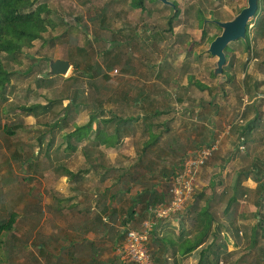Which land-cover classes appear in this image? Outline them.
Wrapping results in <instances>:
<instances>
[{
    "label": "rangeland",
    "instance_id": "obj_1",
    "mask_svg": "<svg viewBox=\"0 0 264 264\" xmlns=\"http://www.w3.org/2000/svg\"><path fill=\"white\" fill-rule=\"evenodd\" d=\"M40 1L51 10L54 27L50 26L33 48L25 50L20 64L7 63L14 74L7 91L0 92V216L8 219L12 212L17 215L13 232L7 234L0 249L3 264H66L70 248L66 224L71 214L76 215L68 205L75 192L61 176L69 168L81 172L91 164L90 173H118L113 169L129 167L140 149L141 134L126 137L119 146L109 148H92L96 144L84 140L75 143L77 150L71 152L66 134L85 125L92 108L71 111L67 120L62 119L68 100L60 99L73 95L77 88L85 90L82 99L91 105L102 100L107 107L128 115L147 109L164 110L156 120L169 122V131L157 146L162 156L170 155L164 141L172 137L184 147L179 160L189 158L201 147L214 145L216 150L198 174L194 197L201 192L203 200L211 196L217 220L233 224L229 233L233 237L234 224L238 225L239 236L248 240L247 234L258 223L257 211L264 216L258 182L242 177L238 201L231 212L234 218H228L224 209L235 195L238 173L250 169L255 157L264 161V129L256 133L255 142L238 150L239 135L233 128L252 102L264 97V37L256 35L251 24L254 48L247 50L240 39L230 43L224 68L233 75L231 80L224 71L216 74L218 57L209 51L211 38L223 32L214 21L234 19L248 0H170L179 9L173 26L169 25L172 7L160 0H145V9L134 7L131 0ZM259 13L260 8L254 18ZM115 58L119 63L108 72V78L98 82L101 91L88 84L82 73H77L78 80L67 79L74 75L73 63L84 69L87 63L98 61L106 66ZM52 59L70 60L72 70L68 76L50 82V88L39 89L36 79L50 72ZM140 95L145 99L136 104ZM54 99L58 102L51 111L39 117L29 116L22 109ZM255 108L264 118V100H258ZM58 121L60 125L55 128L47 125ZM98 122L94 120V128ZM87 147L93 151L89 159L84 155ZM170 156L166 160L150 157L162 167L165 161L175 159ZM31 159H35L34 164H30ZM109 166L114 168L107 172ZM97 179L88 182L90 189L100 185ZM83 195L86 201L80 202L90 208L94 190L87 189ZM245 245L237 248L231 244L237 253L230 264L247 252ZM254 252L246 254V263L242 264H249Z\"/></svg>",
    "mask_w": 264,
    "mask_h": 264
},
{
    "label": "trees",
    "instance_id": "obj_2",
    "mask_svg": "<svg viewBox=\"0 0 264 264\" xmlns=\"http://www.w3.org/2000/svg\"><path fill=\"white\" fill-rule=\"evenodd\" d=\"M131 4L136 8L145 9V0H131ZM174 11L169 25L173 26V20L179 14V9L177 4L170 5ZM260 8V13L258 18H254L247 25V32L245 39H240L246 44V49L251 50L254 48L252 46L251 37V24H254L255 33L258 36L264 37V1L259 0L258 9ZM258 12V11H257ZM51 10L48 5L40 0H0V92L5 93L12 82V76L14 71L7 66V63L20 64L22 58L25 54L26 49H31L35 46V42L44 39V34L49 31L50 26L53 25L52 18L50 17ZM202 20V18H201ZM206 19H203V22ZM205 34V33H204ZM219 36L216 35L211 38V42ZM115 41V39H113ZM231 44H229L225 53L228 58L229 52L231 51ZM116 63H119L118 58L111 61L108 65L104 66L98 61L96 63H87L84 69L81 68L80 64L73 63L74 65V75L67 79L78 80L77 73H82L83 77L86 78L88 84L92 87H96L101 91V81L102 77L108 78L109 71L112 70ZM226 64V63H225ZM224 74L227 75L228 79L231 80L233 75L223 68ZM59 77H64L62 75L53 76L46 73L41 79L37 80V88L48 89L50 82L55 81ZM193 83V82H192ZM85 94V90L75 89L73 95L66 96L64 99L68 100V104L64 107L63 120H67L68 115L71 111H76L81 108L92 107L90 113L89 121L82 126H76L74 130L66 134V138L69 139L67 148L71 152L77 150V145L75 143L82 142L84 140H89V142H94L96 145L92 148H98L100 146L117 147L121 144L126 137L138 136L141 134L143 138L139 142L140 149L135 157L133 164L129 167H106L107 172L110 170H117L118 173L111 174L105 173L102 181L106 180L108 177L113 179V184L107 187L103 192L102 197L94 196L96 205L99 206L100 212L92 211L90 216L95 221H101V225L104 224L102 214L118 213L116 209L111 207L108 202L119 200L125 202L130 200L131 207L122 209V212L127 215L125 218L127 221V229H141L145 220L149 218V209L161 204H167L170 202L172 193L171 188L173 181L182 172L184 168L185 161L188 159H183L180 157L184 155V147L180 145V140L176 137H172L164 141L166 145V150L172 158L175 159L165 161V165L159 167L156 162L151 159L150 156H154L158 159L166 160L171 158V156H162L160 154L161 149H159V143L164 139L166 133L169 131V122H163L156 120L159 116L164 114V110L147 109L140 114H126L122 112L123 110H118L114 107H107L102 103V100H98L97 103L91 105L88 100H83L82 95ZM260 95V94H258ZM182 97V96H181ZM252 97V96H251ZM257 97V96H256ZM145 98L141 95L135 99L136 104H140ZM183 101L181 98H178ZM264 100L263 98H258L252 102L249 106L250 109L244 114V118L240 119L234 126V132L239 135L238 150L241 146L244 149L252 142H255L258 138L256 133L264 129V118L262 117L259 108H255L258 100ZM58 102L57 99L50 100L46 104H32L24 105L22 109L27 115L39 117L41 114H48L53 104ZM107 109H106V107ZM253 112H252V111ZM250 111V113H249ZM106 113V114H105ZM105 114V117H102ZM160 116V117H161ZM99 120L97 127L94 128V120ZM48 127L50 125L57 127L60 122L47 123ZM62 127V125H61ZM7 129V128H5ZM9 133H14L11 129L6 130ZM144 135V137H143ZM43 138V137H42ZM43 139L41 140V142ZM53 139H51L49 145L51 146ZM195 145L197 142L194 143ZM210 147V146H207ZM204 147H201V149ZM242 149V148H241ZM165 150V149H164ZM200 150V149H199ZM198 150V151H199ZM249 150V148H248ZM179 151V152H178ZM186 151V150H185ZM95 153V152H94ZM84 155L89 159L93 155V151L90 147L84 151ZM35 159L30 160V164H34ZM156 164V166H155ZM93 164L89 165V168L85 171L75 172L74 170H68L73 180H79L82 177L81 173H90L93 168ZM94 167V166H93ZM253 178L258 182L257 190L260 193L259 200L264 199V161L259 157H255L253 165L248 170H242L238 173L237 180L234 185L235 195H233L230 201L225 207V213L228 218H234L235 213H231L233 210V205L238 201L239 185L241 178ZM139 185L140 189L136 194H132L133 187ZM194 193L192 199L189 202L186 210L194 215L196 220V226L199 228L197 236L198 238L188 247V250H194L202 246L201 258L199 264H223L229 262V260L234 257L236 251H229L228 240H234L236 247L241 244H246L244 248L247 250L241 257L234 260L231 264H242L246 263V254L254 252L252 255L253 259L249 264H264V216L261 214V210L257 211L256 216L258 223L254 226L253 232L247 234V239H241L239 236L240 227L234 224V236L229 233L232 231L233 224L228 221L229 225H224L222 222H218L216 228L213 230V224L217 219V216L213 210L212 197L208 196L204 200L203 192L198 196ZM214 194V192H212ZM139 206V210L137 209ZM90 208L92 206L90 205ZM185 210V211H186ZM110 216V215H108ZM17 220L16 213L12 212L8 219H3L0 216V249L4 247L6 236L12 231ZM160 221V220H159ZM134 222L133 227H129V224ZM105 225L108 223L105 222ZM228 232L229 235H226ZM153 233V232H152ZM224 235L225 237L221 236ZM210 235L213 237L212 243L208 244ZM231 236V237H230ZM237 237V239H236ZM152 238V236H151ZM244 240V241H243ZM93 244V243H92ZM151 250V249H150ZM187 250V249H186ZM154 264H162L161 260L157 258L158 253L155 251L151 252ZM96 264H133L132 262H120L117 258L111 259L107 262L97 261ZM0 264H3V260L0 257Z\"/></svg>",
    "mask_w": 264,
    "mask_h": 264
},
{
    "label": "crops",
    "instance_id": "obj_3",
    "mask_svg": "<svg viewBox=\"0 0 264 264\" xmlns=\"http://www.w3.org/2000/svg\"><path fill=\"white\" fill-rule=\"evenodd\" d=\"M81 174L82 177L76 181L72 179L70 173L61 176V178L66 177L67 183L71 185V190L75 192L71 196L73 202L68 205L70 208L69 211H74L76 215L71 214L66 224L68 229V240L70 241L66 264H96L95 262L97 261L107 262L114 258L124 263L119 250L125 242L128 227H126L125 223V221H127L125 219L127 215L122 212V209L125 208L127 210L132 204L130 200L125 202L110 200L108 203L111 204V207L116 209L118 213L102 214L104 224L101 225V221L97 222L90 216L91 211L100 212L99 206L96 205L95 200L89 203V205L92 206L90 209L88 205H85V202L82 203L79 199L86 201L83 193H85L87 189L88 191L94 190L95 197L98 195L102 197L105 189L113 184V179L108 177L106 180L102 181L105 173ZM92 178H99L97 179V182L100 183L97 187L98 189H94L95 186L90 189L91 186L88 182H90ZM139 189L140 186L135 185L132 194H136ZM86 206L87 210L85 208ZM137 209L139 210V206H137ZM83 214L87 216L82 217ZM195 219L194 215L186 210L169 219L157 222L152 233L150 249L151 252L155 251L158 253L157 258L161 260L162 264H199L203 245L194 250H188V247L192 245L199 235V228L196 226L197 219ZM105 222L108 223V225H105ZM218 222L219 221L216 219L213 224V230L216 228ZM127 224H129V227H133L134 222ZM13 229L14 227L12 230ZM56 233H59V228L56 230ZM212 241L213 237L210 235L208 244L212 243ZM228 242L229 251L236 250V248L232 250L231 247L234 241L230 239ZM228 263L230 264V260Z\"/></svg>",
    "mask_w": 264,
    "mask_h": 264
},
{
    "label": "built area",
    "instance_id": "obj_4",
    "mask_svg": "<svg viewBox=\"0 0 264 264\" xmlns=\"http://www.w3.org/2000/svg\"><path fill=\"white\" fill-rule=\"evenodd\" d=\"M244 149V146H241ZM216 150L214 145L204 147L190 156L184 164L181 173L172 184V197L169 203L161 204L149 209V218L144 221L141 229H128L124 244L119 253L124 262L133 264H154L150 241L152 232L159 220H166L186 210L196 188L198 174L208 159Z\"/></svg>",
    "mask_w": 264,
    "mask_h": 264
},
{
    "label": "water",
    "instance_id": "obj_5",
    "mask_svg": "<svg viewBox=\"0 0 264 264\" xmlns=\"http://www.w3.org/2000/svg\"><path fill=\"white\" fill-rule=\"evenodd\" d=\"M161 2L174 5L170 0H160ZM259 0H248V4L242 11L232 20L222 22L214 21L220 27L223 28L221 35L217 36L215 40L212 41L209 51L212 55L218 57L217 68L215 70L216 74L222 73L224 65L227 61V56L225 53L226 47L234 41L239 39H245L247 32V25L251 20L254 19L258 11ZM72 63L67 59H52L50 61V74L53 76L62 75L68 76L72 70Z\"/></svg>",
    "mask_w": 264,
    "mask_h": 264
},
{
    "label": "flooded vegetation",
    "instance_id": "obj_6",
    "mask_svg": "<svg viewBox=\"0 0 264 264\" xmlns=\"http://www.w3.org/2000/svg\"><path fill=\"white\" fill-rule=\"evenodd\" d=\"M243 8H245V7H242L241 10H240V12L242 11Z\"/></svg>",
    "mask_w": 264,
    "mask_h": 264
}]
</instances>
